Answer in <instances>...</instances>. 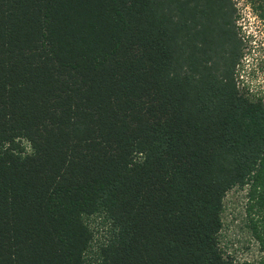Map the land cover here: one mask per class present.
<instances>
[{"label": "trees", "instance_id": "16d2710c", "mask_svg": "<svg viewBox=\"0 0 264 264\" xmlns=\"http://www.w3.org/2000/svg\"><path fill=\"white\" fill-rule=\"evenodd\" d=\"M241 2L0 0V264H234V187L264 264Z\"/></svg>", "mask_w": 264, "mask_h": 264}, {"label": "rangeland", "instance_id": "374dc122", "mask_svg": "<svg viewBox=\"0 0 264 264\" xmlns=\"http://www.w3.org/2000/svg\"><path fill=\"white\" fill-rule=\"evenodd\" d=\"M242 34L247 48L238 70L239 86L252 94L264 95V37L258 21L239 3ZM246 188L234 187L223 199L222 228L219 241L222 250L234 264H259V244L253 237L251 219L246 213ZM259 220L258 214H253Z\"/></svg>", "mask_w": 264, "mask_h": 264}]
</instances>
